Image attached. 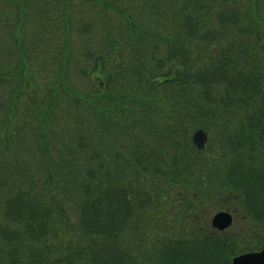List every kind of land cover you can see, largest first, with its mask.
<instances>
[{"label": "trees", "instance_id": "obj_1", "mask_svg": "<svg viewBox=\"0 0 264 264\" xmlns=\"http://www.w3.org/2000/svg\"><path fill=\"white\" fill-rule=\"evenodd\" d=\"M13 1L18 60L0 59L1 83L32 87L50 120L59 109L73 122L81 109L75 120L88 128H37L29 149L40 161L27 168L11 146L29 135L18 98L2 111L0 264H161L149 258L161 249L165 264H232L264 245V0H84L122 17L112 24L122 32L114 37L103 23L105 49L86 56V92L67 83L70 34L58 78L36 80L19 30L32 16ZM54 1L70 31L73 0ZM198 129L209 135L204 149L193 141ZM205 206L250 217L261 226L258 247L209 226L213 236L186 245L192 254L181 250L167 215L187 222Z\"/></svg>", "mask_w": 264, "mask_h": 264}, {"label": "rangeland", "instance_id": "obj_2", "mask_svg": "<svg viewBox=\"0 0 264 264\" xmlns=\"http://www.w3.org/2000/svg\"><path fill=\"white\" fill-rule=\"evenodd\" d=\"M19 1L22 3V9L27 10V16H32L31 21H27L25 26L21 27L19 30L21 31L22 36H20V40H23V36L27 38V56L36 80L42 84L43 78L47 79V83L53 82V77L58 78L55 75L57 63L60 61L64 53L67 44V35L70 34L72 36L73 44V55L71 59L73 66H71L70 69V76L67 77V83L70 85H75L76 83V87L78 86L80 90L83 89L86 92V89L84 88L87 86L89 87L91 84L87 85V83L90 82V79L86 80L83 70L88 68V73H90L91 70H89V68L93 69V61L91 59H87L86 56L94 51L96 53L100 47H102L103 50L105 49L106 45L102 42L106 40L103 23L106 24L107 27H110L108 29L111 34L115 35L114 37L122 32L120 30V25L112 26L114 21V23L121 21L122 17L118 15L117 11L113 12V14L110 12L109 15V10L104 9L101 6V2L95 3L94 1H89L87 3L84 0H73L72 2H74V4L72 5V12L69 20L70 31H68L65 16H63L64 12L62 10L59 11L58 7L54 6V0ZM26 3L29 4V8L26 7ZM19 11V6H17L13 0H0V59L3 60L4 65L10 64L11 66H14L18 60L16 43L14 42L17 37L14 33L16 32L15 27L18 22L17 17L19 16ZM132 11H134L133 8ZM105 12L107 13V17H103V13ZM39 14L40 18L37 20L35 16L38 15L39 17ZM85 37L88 38L90 44L82 42V40H86ZM52 59L56 62L53 66H51ZM89 62H91L90 65ZM93 77L97 83L102 82V77L99 74L95 73L93 74ZM18 80V82L16 80L12 82H0V120L5 115L4 112L2 114V111L11 106L13 101L18 98L16 105L19 111L18 115L21 120L26 122L25 125H27L26 128H29L27 131L29 132V135L25 139L16 138L11 142V146L14 147L15 150L20 147L22 150L18 153L19 159L22 161L24 160L27 168H29L30 165L33 169H36V165H38L37 160L40 161V158L37 156L38 154L33 151L34 149H29V145L30 147L34 146V139L36 140L37 137L34 132L37 128H50L53 132L58 133L60 131H65L63 130L64 128H88V126L85 123H81L80 120H75L74 116L80 117V114L85 113L81 111V109L73 113V122H71V116L67 117V119H63L60 112H58L59 109L56 110V118H52L51 120L47 119L46 115H48L49 112H47L44 116L41 114V111L36 108L38 104L37 101H40V98L37 96V92L32 87L23 89L22 81H20V78ZM65 105L66 104H63L61 108H64ZM196 131L197 130H195L192 134ZM25 134L26 132L23 135ZM60 141L63 142V139ZM66 141L67 138L64 142ZM24 144L28 145L25 148H22L21 146H25ZM9 161H11V159ZM0 187V200H2L1 196L6 194L7 188L3 187L2 184ZM198 210L199 208H194L193 214ZM163 211H166V209ZM217 212L218 211H214L213 209H209L205 206L200 208L198 218L196 214H189L190 216L188 217L187 222L184 221L185 218L183 216H179L178 218V215L180 214L176 211L167 215L168 225L173 228V225H176L179 229L178 234L180 235L178 238L183 239L181 243L185 242V245H183L184 247H182L181 250L187 252V254H192L195 249L193 251H191V249H186V245L192 246L197 244L194 239L198 236L203 237L208 233H210L209 235L213 234V230H210L209 226L212 227V218ZM233 215L234 224L226 230L228 231L227 234L230 236H238L240 238L239 243H243L241 244L242 246L247 245L250 247L252 244V248L258 247V234L260 233L261 237L262 233V230L260 229L261 226H257V223L254 221H250V217H244L236 213ZM184 229H186L185 234H188L187 236H181ZM255 229L261 230L255 231L256 236L252 234ZM191 230H193L194 233H192ZM187 237L191 238H189V241L186 243L185 240H187ZM242 237H244L245 240L241 239ZM228 238L231 239L232 243H236L237 241H234L233 237H226V239ZM244 251L246 252L248 250ZM151 253L149 258H152L153 260L154 258H157L161 264H165V260L168 259L166 257L169 256L164 254L162 249L156 250V254ZM240 253L241 252H239V254ZM193 255H191V257ZM169 257L171 258V256Z\"/></svg>", "mask_w": 264, "mask_h": 264}, {"label": "water", "instance_id": "obj_3", "mask_svg": "<svg viewBox=\"0 0 264 264\" xmlns=\"http://www.w3.org/2000/svg\"><path fill=\"white\" fill-rule=\"evenodd\" d=\"M193 141L199 148H205L208 142V134L204 129L197 130L193 135ZM213 226L221 231L230 227L233 216L227 211H221L213 217ZM233 264H264V248L259 252H251L237 256Z\"/></svg>", "mask_w": 264, "mask_h": 264}, {"label": "flooded vegetation", "instance_id": "obj_4", "mask_svg": "<svg viewBox=\"0 0 264 264\" xmlns=\"http://www.w3.org/2000/svg\"><path fill=\"white\" fill-rule=\"evenodd\" d=\"M230 211H232V210H230ZM232 213L235 214V212H233V211H232ZM233 224H234V221H233ZM233 224L231 225V227L233 226ZM263 247H264V245L260 249L248 250V251H246L244 253L251 252V251H260Z\"/></svg>", "mask_w": 264, "mask_h": 264}]
</instances>
